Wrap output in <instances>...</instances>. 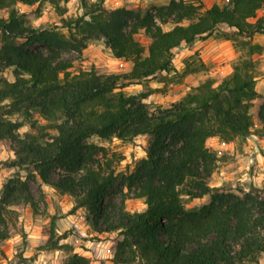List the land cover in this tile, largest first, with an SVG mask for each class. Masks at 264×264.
I'll return each instance as SVG.
<instances>
[{
	"label": "trees",
	"instance_id": "1",
	"mask_svg": "<svg viewBox=\"0 0 264 264\" xmlns=\"http://www.w3.org/2000/svg\"><path fill=\"white\" fill-rule=\"evenodd\" d=\"M69 1L0 0V12L8 11L7 18L0 16V74L12 67L15 77L11 82L0 75V145L14 153L11 164L32 166L45 184L62 170L53 186L74 198V210L87 209L100 232H119L113 264H259L264 256V196L256 189L235 193L211 187L208 181L220 159L207 142L215 137L225 143L253 134L264 137V103L256 121L251 114L259 97L256 57L264 52V46L252 41L264 36V16L258 17L264 0H223L224 6L209 9L201 0H169L152 10L139 6L112 10L105 0H80L84 14L67 20L62 4ZM43 2L58 11L62 27L30 24L31 18L39 17ZM18 3L37 8L21 13L15 8ZM171 21L175 26L164 30L162 25ZM185 21L189 24L182 25ZM220 27L226 28L220 31L223 39L247 50V58L230 74L207 79L168 108L151 110L145 103L156 90L125 93V88L150 79L163 83L172 73L184 78L201 71L205 68L201 61L187 62L183 73L176 71L174 50L182 45L192 49ZM142 30L151 41L148 49L137 39ZM100 39L116 59L132 63L129 73L70 71L73 61L63 53L81 54L88 42ZM15 115H21L34 132L20 135L24 123L10 119ZM142 135L148 138L146 158L123 178L122 190L144 199L146 209L130 213L124 207L127 196L120 204L106 202L116 177L100 167L107 149L88 140L96 136L133 141ZM14 183L0 201L1 208L33 204L25 184L20 179ZM184 194L190 199L210 196L211 201L188 211ZM55 228L53 218L52 248L72 251L59 239L53 241ZM0 236L6 239L10 233L5 230ZM66 264L96 263L74 253Z\"/></svg>",
	"mask_w": 264,
	"mask_h": 264
},
{
	"label": "rangeland",
	"instance_id": "2",
	"mask_svg": "<svg viewBox=\"0 0 264 264\" xmlns=\"http://www.w3.org/2000/svg\"><path fill=\"white\" fill-rule=\"evenodd\" d=\"M90 3L97 0H88ZM196 2V0H193ZM204 8L209 9L215 4L225 5L223 0H201ZM169 0H105L108 9L120 7L139 6L143 10H152L153 7L165 6ZM65 9L64 19L78 18L84 14L80 0H70L62 4ZM15 8L19 12H30L37 6L28 7L18 3ZM1 17H8V11H1ZM264 16V11L258 13V17ZM30 24L35 28L58 25L62 27L61 17L57 10L49 3L43 2L38 18H31ZM182 25H188L185 21ZM164 30L172 29L175 24L171 21L162 25ZM212 35L200 39L191 49L182 45L174 50V67L179 73H183L187 62L197 65L199 61L205 64L201 71L184 78L174 76L159 83L156 78L144 81L138 85H132L124 89L127 95H137L141 92L156 90L145 103L151 110L168 108L181 100L192 89L199 86L207 79H220L230 74L233 66L247 58V50L239 44L227 41L220 36V27ZM67 33L66 29H62ZM1 38V35H0ZM137 39L148 49L150 40L142 30ZM253 43L264 46V36L257 35ZM36 49L44 50L42 47ZM198 52V55L196 54ZM63 57L73 61L72 73L80 70H97L102 75L127 74L132 69V63L116 59L104 39L88 42V47L81 54L73 51L63 53ZM258 99L255 101L251 114L256 121L259 107L264 103V52L256 57ZM8 81L14 82V68H3L0 74ZM38 117V116H36ZM16 122H23L19 130L20 135L33 133L30 124L21 115L10 117ZM41 123L45 124L42 120ZM255 127H259L256 123ZM50 134L57 135L55 130ZM88 142L97 144L107 149V157L101 162L102 171L113 172L116 177L114 186L107 196V200L120 204L126 197L124 207L130 213L142 212L146 209L145 200L134 198V192L123 188V178L131 174L138 162L146 158L145 148L148 138L139 136L133 141H123L116 138L102 140L96 136ZM207 147L215 151L219 156L217 167L209 179L211 187H221L227 191L238 193L239 190L249 192L253 189L264 196V139L257 142L253 138H237L233 142L225 143L218 137L210 139ZM16 159L8 145H0V201L6 196L8 189L15 185L14 181L21 180L26 186V193L31 197L33 204L21 203L17 205H5L0 203V235L9 231L10 236L1 239L0 236V264H66L68 258L75 254L91 258L96 264H113L114 245L120 239L119 232H100L91 224L89 211L85 208L74 210L75 200L68 194H62L54 188L58 181V173H54L50 184H45L34 172L32 166L17 167L11 163ZM24 190L19 191L22 195ZM183 204L188 211H193L208 205L210 196L199 199H190L187 195L182 197ZM53 218L56 220V237L60 245H70L72 251L65 248H52L49 243L50 227ZM62 237H66L62 239ZM74 251V252H73ZM138 264V263H136ZM259 264H264V256Z\"/></svg>",
	"mask_w": 264,
	"mask_h": 264
},
{
	"label": "crops",
	"instance_id": "3",
	"mask_svg": "<svg viewBox=\"0 0 264 264\" xmlns=\"http://www.w3.org/2000/svg\"><path fill=\"white\" fill-rule=\"evenodd\" d=\"M257 91H258V89H257ZM250 137L255 139L257 142H260V140H261V139H258L254 134L249 136L248 138H250ZM215 138H217V137H215ZM215 138H213V139H215ZM262 139H264V137Z\"/></svg>",
	"mask_w": 264,
	"mask_h": 264
}]
</instances>
